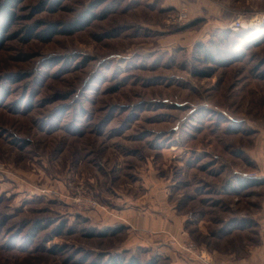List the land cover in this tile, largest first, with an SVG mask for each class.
<instances>
[{"label": "rangeland", "instance_id": "obj_1", "mask_svg": "<svg viewBox=\"0 0 264 264\" xmlns=\"http://www.w3.org/2000/svg\"><path fill=\"white\" fill-rule=\"evenodd\" d=\"M17 1L0 45V264H221L208 247L249 257L264 33L245 42L229 26L264 0L246 12L243 0ZM86 11L81 29L43 38ZM216 19L227 23L208 29ZM243 176L251 185L227 191ZM239 216L248 229L209 239ZM145 217L173 231L147 233Z\"/></svg>", "mask_w": 264, "mask_h": 264}, {"label": "crops", "instance_id": "obj_2", "mask_svg": "<svg viewBox=\"0 0 264 264\" xmlns=\"http://www.w3.org/2000/svg\"><path fill=\"white\" fill-rule=\"evenodd\" d=\"M258 1L260 2L261 0H257V1L243 0V1H240V6L238 9H239V11H242V12L245 11L246 12V11H248L250 4L257 2L256 6H258L259 5ZM225 2H226V0H225ZM250 2H252V3H250ZM164 4H165V7H173V6L178 7L180 5V0H164ZM252 6H253V4H252ZM199 9H200L199 7L195 8L194 11L195 12L196 11L203 12L202 9H200V10ZM229 9L232 10V8H229ZM201 17H203L202 14L198 15V18H201ZM215 22H214V20L212 22H208L207 23L208 29H210L209 27L211 25L217 26L218 24H220L219 26L221 27L227 23V21H222V20L219 21V19H216ZM252 152L254 154L253 153L250 154L251 155L250 157L253 160V162L255 163L256 169H258L259 171L264 173V133H261V134H259V136H257V141L255 143L254 151L252 150ZM235 173H237V171ZM243 177H245V176H243ZM230 181L225 183L227 191H229L231 188H234V189L236 188V191H237L238 188L240 189L244 186V183L240 184L236 178H234V180L232 178V181L231 182ZM260 207H261V209H259L260 211L258 213L253 214L251 217V220L256 221L257 226L259 228V231L257 234V237H259V241L250 248V254L251 255L249 257L241 258L238 260H232L231 254L237 252L238 251L237 249L227 250V249H220L217 247L216 248L214 247L213 249L211 247L207 248L210 253H213V254L218 253L217 255L220 254L219 257L223 258V260L220 261L221 264H264V196H263L262 202L260 204ZM249 219H248V217H242V216H239V217L235 218L234 220L228 219L221 224L222 226H220L221 228L219 229L220 235L216 234V236H215V235L209 234V237H210L209 239H211V237L215 238L216 240H218L219 245L221 247L224 242L226 243L225 238L230 237V234L232 233L231 229H236L239 231L248 229L247 228L248 225L245 223H247V221ZM230 221H232V222H230ZM171 225L172 224L171 223L169 224V221L166 219L156 220V219L151 218V217L150 218L145 217L144 223L142 225V230L147 232V233L156 235V237H157L158 232H161V231L166 232L169 230L173 231V226H171ZM139 226H141V225H139ZM177 227L180 228V226H177Z\"/></svg>", "mask_w": 264, "mask_h": 264}, {"label": "trees", "instance_id": "obj_3", "mask_svg": "<svg viewBox=\"0 0 264 264\" xmlns=\"http://www.w3.org/2000/svg\"><path fill=\"white\" fill-rule=\"evenodd\" d=\"M59 0H53V4L57 3ZM18 1L17 0H6L3 4L0 5V45L3 43L4 41V34L6 32V30L8 29V27L10 26V22L13 21L14 19V12H13V8L15 7L16 3ZM90 12V11H89ZM88 11H86L84 14L81 15V18H79V20H77L76 22H73L71 24H69L68 26H66V28L64 30H58V27L60 26V24H56V23H50L47 25V35H45V33L43 34V38L44 39H48L51 34H56L60 31L62 32H67V33H71L72 31L76 30V29H81L85 24V19L87 16V13H89ZM89 21V19L87 20ZM263 30H251V31H240L237 33L238 37L242 38L245 40V42H252L253 39H257V37L261 34H263L264 32ZM256 43V42H254ZM236 179L238 180V182L240 184L244 185H251V183L249 184V179L245 178V177H236ZM99 235H104V233L99 232ZM121 255V254H119ZM104 264H141L139 263L135 257H131V259L128 262H125L123 259V256H115V257H110L109 261H107ZM146 264H156V258H153V260H150L148 263Z\"/></svg>", "mask_w": 264, "mask_h": 264}, {"label": "built area", "instance_id": "obj_4", "mask_svg": "<svg viewBox=\"0 0 264 264\" xmlns=\"http://www.w3.org/2000/svg\"><path fill=\"white\" fill-rule=\"evenodd\" d=\"M233 31H251L264 28V10L252 14L238 16L229 26ZM249 178L257 177L256 174H248ZM193 247V246H192Z\"/></svg>", "mask_w": 264, "mask_h": 264}]
</instances>
